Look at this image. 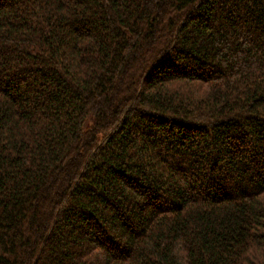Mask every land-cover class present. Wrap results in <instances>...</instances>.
Instances as JSON below:
<instances>
[{"label": "trees", "instance_id": "16d2710c", "mask_svg": "<svg viewBox=\"0 0 264 264\" xmlns=\"http://www.w3.org/2000/svg\"><path fill=\"white\" fill-rule=\"evenodd\" d=\"M0 264H264V0H0Z\"/></svg>", "mask_w": 264, "mask_h": 264}]
</instances>
